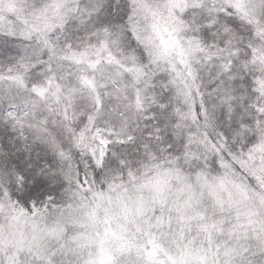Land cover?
Here are the masks:
<instances>
[{
    "label": "snow or ice",
    "instance_id": "1",
    "mask_svg": "<svg viewBox=\"0 0 264 264\" xmlns=\"http://www.w3.org/2000/svg\"><path fill=\"white\" fill-rule=\"evenodd\" d=\"M0 264H264V0H0Z\"/></svg>",
    "mask_w": 264,
    "mask_h": 264
}]
</instances>
